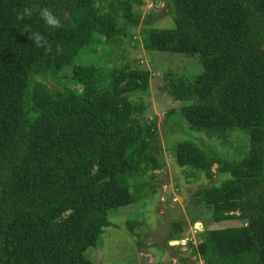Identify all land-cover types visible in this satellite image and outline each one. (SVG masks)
<instances>
[{"label": "trees", "instance_id": "trees-1", "mask_svg": "<svg viewBox=\"0 0 264 264\" xmlns=\"http://www.w3.org/2000/svg\"><path fill=\"white\" fill-rule=\"evenodd\" d=\"M142 1L0 0V264H94L85 251L112 224L109 214L134 201L129 178L143 162L159 166L156 131L139 126L140 107L128 95L147 92L149 70L105 73L75 61L98 35L110 46L127 42ZM166 2L174 26L143 28L144 47L198 55L202 71L171 72L164 89L187 102L180 111L191 128H238L249 137L237 160L189 140L174 146L179 166L212 179L216 165L222 177L196 190V204L213 222L243 221L199 232L196 253L204 264H264V0ZM24 7L33 15L20 20ZM43 7L61 27L43 22ZM33 31L50 52L28 38ZM68 67L79 91L49 90L40 79Z\"/></svg>", "mask_w": 264, "mask_h": 264}, {"label": "rangeland", "instance_id": "rangeland-1", "mask_svg": "<svg viewBox=\"0 0 264 264\" xmlns=\"http://www.w3.org/2000/svg\"><path fill=\"white\" fill-rule=\"evenodd\" d=\"M171 7L166 0H143L133 8L141 22L128 30L127 42L110 46L104 36L98 35L100 41L76 56L75 61L98 67L105 73L110 68L149 70L147 92L134 91L128 95L132 103L140 107L136 113L139 126L154 129L160 147L155 155L159 166L151 168V163L145 165L143 162L137 176L128 180L134 201L109 214L112 224L102 227L97 244L85 251L94 264H153L156 261L161 264H204L196 253L199 232L243 223L241 219L213 222L205 205L195 202L197 189L219 184L222 179L215 171L216 165L212 168L213 178L209 179L202 170L179 166L174 159L176 143L189 140L207 154L213 151L237 160L248 149L249 137L238 128L211 134L191 128L180 111L187 102L174 100L164 89L171 72L192 77L202 71L198 55L144 47L143 28L174 26ZM149 20L147 24L145 21ZM71 74L72 67H68L56 75L47 73L40 79L49 90H63L66 86L79 91L82 85L73 82ZM228 177V173L223 174V178ZM181 239H185L186 244Z\"/></svg>", "mask_w": 264, "mask_h": 264}, {"label": "clouds", "instance_id": "clouds-1", "mask_svg": "<svg viewBox=\"0 0 264 264\" xmlns=\"http://www.w3.org/2000/svg\"><path fill=\"white\" fill-rule=\"evenodd\" d=\"M32 15L33 10L30 7H24L22 11H18L17 13L18 19L20 20H23L26 17L31 18ZM39 16L50 28L55 29L62 26L61 19L53 12L52 9L48 7L39 9ZM28 38L35 44L37 48H43L46 53L51 51V45L44 34L33 31ZM60 51H62V49L58 47L57 54H59Z\"/></svg>", "mask_w": 264, "mask_h": 264}, {"label": "built area", "instance_id": "built-area-1", "mask_svg": "<svg viewBox=\"0 0 264 264\" xmlns=\"http://www.w3.org/2000/svg\"><path fill=\"white\" fill-rule=\"evenodd\" d=\"M149 6H151V5H149ZM181 240H182L183 242H185L184 244H186L187 241H186L185 239H181ZM176 241H177V240H176Z\"/></svg>", "mask_w": 264, "mask_h": 264}]
</instances>
